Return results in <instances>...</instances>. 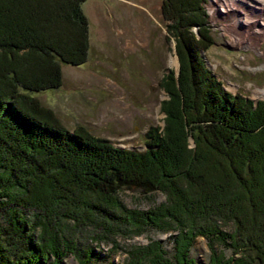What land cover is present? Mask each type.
Instances as JSON below:
<instances>
[{"label":"trees","instance_id":"16d2710c","mask_svg":"<svg viewBox=\"0 0 264 264\" xmlns=\"http://www.w3.org/2000/svg\"><path fill=\"white\" fill-rule=\"evenodd\" d=\"M82 1L0 0V264H62L68 252L85 264L93 248L75 231L113 240L146 225L174 229L171 258L151 239L123 264H193L197 235L210 264H264V100L226 90L205 65L213 37L201 0L160 1L178 69L158 81L163 124L144 131L142 149L69 129L28 92L59 86L60 62L86 59ZM123 187L165 200L127 207Z\"/></svg>","mask_w":264,"mask_h":264},{"label":"rangeland","instance_id":"374dc122","mask_svg":"<svg viewBox=\"0 0 264 264\" xmlns=\"http://www.w3.org/2000/svg\"><path fill=\"white\" fill-rule=\"evenodd\" d=\"M160 1L83 0L80 6L87 21L86 59L74 65L60 62L59 86L28 92L50 107L69 129L83 125L92 134L115 144L143 148L144 131L163 124L159 107L166 93L158 81L168 70L176 74L178 69V61L171 63L177 56L174 40L165 28L167 21L160 14ZM221 3L222 0H201L213 37L212 44L201 51L207 67L226 90L264 100V40L258 50L243 39L245 30L252 26L243 20V13L256 20L259 1L226 0L224 6ZM261 26L264 28L263 23ZM192 30L196 33L195 27ZM258 92L262 95H256ZM117 194L127 207L142 210L165 200L159 190L144 194L135 187H123ZM225 228L229 229V225ZM85 231H75L79 245L93 248V256L85 264H123L127 249L151 239H159L165 255L171 258L173 228L146 225L136 235H116L113 240L99 241ZM214 246L224 257L237 255L227 246ZM208 254L206 239L197 235L188 249L193 264H210ZM50 260L48 255L47 261ZM61 263L77 264V259L68 252Z\"/></svg>","mask_w":264,"mask_h":264},{"label":"bare ground","instance_id":"6f19581e","mask_svg":"<svg viewBox=\"0 0 264 264\" xmlns=\"http://www.w3.org/2000/svg\"><path fill=\"white\" fill-rule=\"evenodd\" d=\"M213 1H215V0H213ZM258 1H259V4L256 5V7L259 10V13H258V16L255 17L256 20H253V19L250 20V18L247 16V14L243 13V16H244L243 20L247 21L248 24L252 25L245 30L243 39H246V41H248L250 45L255 46L259 50L258 45H259L260 41L264 40V36H263L264 35V28L262 26L260 27V25L262 23L264 24V0H258ZM245 3H247V2L245 1ZM221 4H222V6L227 5L226 0H222ZM247 4L253 5L252 2H248ZM251 7H255V6H251ZM250 9L252 10V8H250ZM252 40H254L255 44L250 42ZM171 63L176 64L177 60L173 59L171 61ZM256 95H262V93L258 92V93H256Z\"/></svg>","mask_w":264,"mask_h":264},{"label":"water","instance_id":"95a60500","mask_svg":"<svg viewBox=\"0 0 264 264\" xmlns=\"http://www.w3.org/2000/svg\"><path fill=\"white\" fill-rule=\"evenodd\" d=\"M200 54H201V56H202V58H203V60H204L205 65L207 66V62H206V60L204 59L202 52H200Z\"/></svg>","mask_w":264,"mask_h":264}]
</instances>
